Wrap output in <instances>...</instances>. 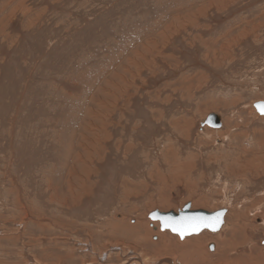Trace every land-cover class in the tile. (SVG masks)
<instances>
[{
    "label": "rangeland",
    "instance_id": "obj_1",
    "mask_svg": "<svg viewBox=\"0 0 264 264\" xmlns=\"http://www.w3.org/2000/svg\"><path fill=\"white\" fill-rule=\"evenodd\" d=\"M256 102L264 0H0V264H264Z\"/></svg>",
    "mask_w": 264,
    "mask_h": 264
},
{
    "label": "water",
    "instance_id": "obj_2",
    "mask_svg": "<svg viewBox=\"0 0 264 264\" xmlns=\"http://www.w3.org/2000/svg\"><path fill=\"white\" fill-rule=\"evenodd\" d=\"M261 105H264V102H256L253 104V107L260 116H264V113L260 110ZM200 126L201 128L204 126L216 129L220 128V116L210 114ZM225 213V209H219L212 212L201 209L191 210L190 204H185L177 212L154 211L149 214V218L150 220L159 223L160 231H169L182 239L184 237L199 234L202 231H209L212 233L220 231ZM212 224H215V230H213L211 226H207ZM182 232L183 235L181 234ZM262 238L263 240L261 241V244L264 246V235Z\"/></svg>",
    "mask_w": 264,
    "mask_h": 264
},
{
    "label": "snow or ice",
    "instance_id": "obj_3",
    "mask_svg": "<svg viewBox=\"0 0 264 264\" xmlns=\"http://www.w3.org/2000/svg\"><path fill=\"white\" fill-rule=\"evenodd\" d=\"M260 110L262 113H264V105H261L260 106ZM218 222V221H217ZM207 226H211L213 228V230H215V224H212V225H207ZM175 230V229H174ZM183 235V232L181 233Z\"/></svg>",
    "mask_w": 264,
    "mask_h": 264
},
{
    "label": "bare ground",
    "instance_id": "obj_4",
    "mask_svg": "<svg viewBox=\"0 0 264 264\" xmlns=\"http://www.w3.org/2000/svg\"><path fill=\"white\" fill-rule=\"evenodd\" d=\"M220 122H221V118H220ZM214 129H216V128H214ZM218 129V128H217ZM223 221H224V218H223ZM191 243V242H190ZM183 259V258H182ZM186 259V258H185Z\"/></svg>",
    "mask_w": 264,
    "mask_h": 264
},
{
    "label": "flooded vegetation",
    "instance_id": "obj_5",
    "mask_svg": "<svg viewBox=\"0 0 264 264\" xmlns=\"http://www.w3.org/2000/svg\"><path fill=\"white\" fill-rule=\"evenodd\" d=\"M211 248V247H210Z\"/></svg>",
    "mask_w": 264,
    "mask_h": 264
}]
</instances>
